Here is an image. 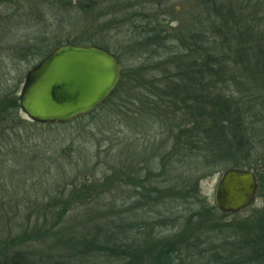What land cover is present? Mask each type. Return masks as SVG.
<instances>
[{
	"label": "rangeland",
	"instance_id": "obj_1",
	"mask_svg": "<svg viewBox=\"0 0 264 264\" xmlns=\"http://www.w3.org/2000/svg\"><path fill=\"white\" fill-rule=\"evenodd\" d=\"M140 1L146 0H0V243L17 238L22 231L30 234L36 221L44 220L46 206L63 193L68 197L69 190L82 197L70 214L79 220L78 225H84L87 212L93 213L95 229L127 218L134 226L145 222L148 230H154L148 234L159 239L180 233L189 217L211 232L215 228L217 233L228 230L220 235L226 239L250 238L245 230L264 218V130H254L264 126V114L254 111L245 118L252 142L246 150L262 161L260 171L249 170L259 182L256 202L237 215L222 213L215 205V188L226 169L240 168L234 167L239 156L232 159L234 164L213 167L210 151L214 148L206 141L211 120L195 123L194 112L187 113L180 105L174 108L169 98L163 97L166 85L162 74L168 70L157 64L163 61L161 54L171 49L146 47L143 38L137 37L135 27L143 23L136 12L146 10L145 4L137 5ZM165 1L166 11L171 12L167 20L175 35L191 28L213 35L215 15L209 16L201 8L204 0ZM221 3L226 8L239 3L233 10L245 15L252 11L258 27L264 25V0ZM75 41L107 47L120 57L124 73L132 71L131 76L126 81L123 78L113 97L92 114L63 125L31 122L19 100L26 74L54 48ZM209 48L213 55L222 52ZM204 81V92L209 95L208 72ZM230 84L228 91L250 95L234 82ZM194 124L199 125L195 128ZM245 124L242 128L247 130ZM189 130L192 135L197 130L209 146L185 157L177 139ZM196 180L198 194L186 202L155 200L154 192L169 186H178L180 191V186H187L182 193L187 196ZM158 221H163V226H158ZM133 225L127 241L130 252L144 240L139 233L144 230H133ZM225 243L232 242L214 245ZM51 245L41 241L34 248L27 244L23 249L41 257L53 253ZM184 253L181 262L193 264L190 251ZM206 259L203 264H218L213 256ZM236 259L229 264H238ZM97 263L115 261L100 259Z\"/></svg>",
	"mask_w": 264,
	"mask_h": 264
},
{
	"label": "trees",
	"instance_id": "obj_2",
	"mask_svg": "<svg viewBox=\"0 0 264 264\" xmlns=\"http://www.w3.org/2000/svg\"><path fill=\"white\" fill-rule=\"evenodd\" d=\"M142 4H145L146 10L136 12L143 23L135 27L137 37L143 38L142 43L146 47L170 48L172 52L161 54L163 61L157 64V67L168 70L162 74L161 81L166 85L163 97L169 98V104L174 108L180 105L182 110L188 111L187 113L194 112L195 123L208 118L211 120L210 136L206 141L214 148L210 151V157L215 161L213 167L234 164L232 159L239 156L234 167L260 171L261 158L254 157L246 150L252 142L245 118L246 115L251 116L254 111L264 114V25L258 27L256 15H252V11L245 15L233 10V7L238 9L239 3L235 6L229 4L226 8L221 0H204L201 8L207 15H215L212 21L213 35L191 28L187 33L180 32L177 36L174 34L176 31L173 32L170 28L171 22L167 20L171 12L166 11L168 8L165 0L140 1L137 5ZM73 43L86 44L76 41ZM211 46L213 52H222L214 55L209 53ZM118 58L120 59L119 56ZM179 69L183 71L179 72ZM125 71L124 81L132 74L130 70ZM207 72L211 80L210 91L212 90L209 95L204 92V77ZM230 82H234L241 91H248L250 95L228 91ZM185 99L188 101L183 103L182 100ZM15 107L18 110L19 106ZM259 118L257 124L261 123ZM244 124L247 130L242 128ZM194 125L196 128L199 124ZM228 129L230 130L227 131ZM254 130L262 132L264 126ZM232 131H235L234 134ZM177 143L185 157L197 151L204 152L202 148L209 146L204 143V137L198 135L197 130L194 135L189 130L185 135L179 136ZM195 183L191 194L187 196L182 194L187 191L183 189L187 187L185 185L180 186L181 191L178 186L158 189L159 191L154 192L155 200L161 202L165 198L170 199L169 202H174L172 199L186 202L187 198L191 199L198 194V181ZM68 195L64 198L66 195L63 193L46 206L44 220L38 219L30 234L22 231L17 238L0 243V264H98L100 259H106L108 262L114 260L115 264H184L181 262L184 251H190V257L195 259L192 260L193 264L206 263L207 256L215 257L218 264H229L237 260L236 258L238 264H264V218L249 230H245L247 234L252 235L250 238L245 235L242 238L226 239L220 235L228 230L222 229L221 233H217L215 228L211 232L201 223H193V218L189 217L183 222L180 233L174 237L159 239L148 234V231L154 230H148L145 222L134 226L127 218L108 225L107 228L95 229L93 213L87 212L83 216L84 225H78L79 220L70 214L81 204L82 197L78 192L70 190ZM162 223L163 221H158L157 225L161 226ZM175 223L179 225L178 219ZM132 225L133 230H144L139 232L144 240H141L138 249L130 252L127 241L130 235L129 227ZM81 227L84 229L80 231ZM41 241L51 242L53 253L48 252L39 257L38 252L24 251V245L32 244L34 248ZM218 241L232 243L215 247L214 242ZM203 243L211 244L215 248L205 247Z\"/></svg>",
	"mask_w": 264,
	"mask_h": 264
},
{
	"label": "water",
	"instance_id": "obj_3",
	"mask_svg": "<svg viewBox=\"0 0 264 264\" xmlns=\"http://www.w3.org/2000/svg\"><path fill=\"white\" fill-rule=\"evenodd\" d=\"M122 79L120 60L107 49L66 44L27 73L20 108L31 122L67 124L107 103ZM258 187L253 171L226 169L215 188V205L222 213L240 214L255 204Z\"/></svg>",
	"mask_w": 264,
	"mask_h": 264
},
{
	"label": "flooded vegetation",
	"instance_id": "obj_4",
	"mask_svg": "<svg viewBox=\"0 0 264 264\" xmlns=\"http://www.w3.org/2000/svg\"><path fill=\"white\" fill-rule=\"evenodd\" d=\"M89 45H91V44H89ZM95 45V44H94ZM61 46V45H60ZM121 62V61H120ZM121 65H122V63H121Z\"/></svg>",
	"mask_w": 264,
	"mask_h": 264
}]
</instances>
